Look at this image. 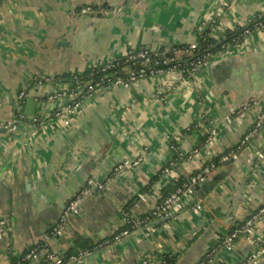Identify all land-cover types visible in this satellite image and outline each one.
Instances as JSON below:
<instances>
[{"label": "crops", "instance_id": "1", "mask_svg": "<svg viewBox=\"0 0 264 264\" xmlns=\"http://www.w3.org/2000/svg\"><path fill=\"white\" fill-rule=\"evenodd\" d=\"M88 5L94 12L81 11ZM262 13L264 0H0V221L6 227L0 264L40 243L59 256L71 251L63 264H165V256L195 264L235 222L256 213L264 204V123L256 126L264 111V31L212 55L188 80L168 71L98 89L68 123L54 116L58 106L48 96L72 88L57 82L60 76L198 43L210 24L224 38ZM21 90L27 98L18 117ZM30 97L32 118L25 113ZM252 98L256 103L242 109ZM247 135L237 158L222 162ZM126 160L138 164L114 171ZM171 161V172H163ZM211 163L215 168L196 192L198 213L189 205L175 208L164 223L114 240L130 200L137 197L130 213L148 214L180 177ZM90 179L98 186L55 233L53 225ZM255 240L259 246L264 240V215L252 235L218 250L211 264L241 263L258 247Z\"/></svg>", "mask_w": 264, "mask_h": 264}, {"label": "built area", "instance_id": "2", "mask_svg": "<svg viewBox=\"0 0 264 264\" xmlns=\"http://www.w3.org/2000/svg\"><path fill=\"white\" fill-rule=\"evenodd\" d=\"M94 8L92 6H85L82 8V12H94L93 10ZM100 12H104V9H100ZM264 31V21H258L255 26L254 29L252 31ZM250 30H246V33L249 34L250 32H252ZM198 43H192L190 45L191 50H194L197 47ZM137 56L144 58V56H146L145 52H141L138 55H131L129 56L128 60H133L134 58H136ZM209 58L205 59V61H198L197 63L192 65V69H191V74L195 75L199 68L204 66L205 64H207V60ZM112 64V63H111ZM111 64H107L104 65L102 67V71H105L106 69L110 68ZM169 71H173V69L169 70ZM166 72L164 69L161 68H153L151 70H149L147 72V70L145 68H141L138 72H131L130 76L127 79L124 78H120V77H116L113 81H109L108 84H102L103 83V79H101V81H98L97 83L94 82H87L82 84L81 81L78 79L77 74L73 75L72 78H74L78 85L76 86V88H67L64 90H60L57 91L55 93H52L48 96V100L52 103H55L57 107V110L54 112V116L55 117H64L65 121L68 123L69 119L71 118V116L76 112L77 108L79 107L80 103L83 101V99L89 95H92L93 93H95L98 89L101 88H108L111 85H126L128 86L130 83L147 77V76H152V75H157V74H161ZM92 75V73H91ZM179 79H189V77H182V71L178 73ZM59 82L60 84H66L64 83L62 80H60L59 78ZM27 98V93L25 90H21L20 93L18 94V101H17V110L19 113H21V108L22 105L24 104V102L26 101ZM60 100H64L65 102L63 103V105H57L58 101ZM256 100L254 98L250 99L248 102H245L243 104V106L241 107L242 109H247V107H249L252 103H256ZM264 123V111L259 115L257 122H256V126L260 127L262 126V124ZM249 138V135L245 136L244 139L242 140V144L245 143ZM238 156V152L235 151V149L231 150L229 153L224 154L221 156V160L222 162L224 161H228L230 159H235ZM136 164H138V161H131V160H126L120 164H118L115 167L116 172H119L121 170H123L126 167H131V166H135ZM175 165V161H171L169 165L165 166L163 168V172L165 173H169L171 172L172 167ZM215 168V163H211L207 166H205L203 169H201L199 172L193 174V175H189V178L186 182H184L181 186L177 187L175 191H173L170 195H168L166 198H164L163 200H159L156 202V204H154V206L152 207V209L150 211H152L157 217H159L160 219H166L169 218L175 208H183L186 205L188 207H190V209H192L195 212H199L202 208V204L200 201H197L196 197V192H197V186L200 185L201 182H203L207 176V174L213 169ZM89 185L85 187L84 189H82L78 195L71 201H69V203L67 204L66 208L64 209V213L63 215L60 217V220L55 223L53 229L54 232L57 234L62 233L63 231V224L66 221L67 217L70 216L72 213H77L78 209H79V205L82 201V199L88 195L89 193L93 192V189L95 186H98L97 183L93 180L90 179L89 180ZM99 187H103L102 185H99ZM93 188V189H92ZM264 215V204L262 205V207L259 208V210L252 214V216L247 219V221H245L243 223V226L240 228L235 229L233 232H231L228 237H226L225 239H223L220 244H218L216 247H214L213 249L209 250L206 253V256L208 257V260H203V261H199V264H211L212 260H213V256L214 254L218 251V250H229L233 247V244L235 243V241L239 238L240 235L242 234H250L252 235L253 233V228L255 225V222ZM138 226H141V223L137 222ZM147 229H152L154 226L152 225H147L146 224ZM5 222L4 221H0V236L4 235L6 233L5 230ZM130 231L128 229H121L115 236H114V240L120 241L123 237L129 235ZM259 241V240H258ZM263 242L261 243V245L259 246V243L255 240V242L257 243L258 247L256 249H254L253 251H251V253L243 259V263L244 264H264V240H262ZM217 247L219 249H217ZM84 254V253H83ZM82 254V255H83ZM43 256H47L53 264H63L64 260L61 256L51 252L48 248L43 247L41 249H33L31 250V252H29L28 254L25 255V257L23 258L24 260L29 261V264H36L39 263V261L42 259ZM76 259V257H70V260H74Z\"/></svg>", "mask_w": 264, "mask_h": 264}, {"label": "trees", "instance_id": "3", "mask_svg": "<svg viewBox=\"0 0 264 264\" xmlns=\"http://www.w3.org/2000/svg\"><path fill=\"white\" fill-rule=\"evenodd\" d=\"M258 21H264V13L258 15L254 20H252L247 25L238 26L235 30H229L227 34L224 36V38H220V39H217L215 37V33H214L215 24L213 25L210 24L198 35V45L194 50H191L189 44H184V46L183 45H172L170 47L163 46L162 48H160V50H156V51H151V50L141 51L146 53V56H144V58L137 56L133 60H128L129 56L131 55L136 56L141 52L139 53L137 52L136 54L132 53L129 54V56H127L128 58L123 57L114 61L111 64L110 68L106 69L105 71H102V67H100L96 69H91L84 73L77 74V76L82 84L87 83L89 81L97 83L98 81H101V79H103L102 84H108L109 81H113L116 77L127 79L132 71L138 72L141 68H145L147 72L153 68H161L164 69L166 72H168L171 69H173V71L177 73L182 71V77L190 78L193 64L197 63L198 61L200 62L205 61V59L210 58L212 55L218 53L219 51H223L229 45L240 43L247 35L246 30L252 31L254 29L255 24ZM205 65L200 67L198 71H200V69L205 67ZM72 76L73 75L60 76L56 78V81H59L60 78V80H62L64 83L70 82L72 84L71 87L76 88V86L78 85L77 83L78 80L76 81L74 78H72ZM22 112L23 111H21V113ZM19 114L20 113H17L18 117ZM245 143L242 144L241 141L240 144L234 146V148L232 149L238 151ZM232 149H229L224 154L229 153ZM177 159L178 158H176V160ZM212 161H217V159H212ZM188 178L189 176L180 177L175 182L172 190L181 186L184 182L188 180ZM168 194L169 193H164L160 201L166 198ZM136 199L137 197H134L132 200H130L127 206L123 209L124 215L126 216L125 224H123V229H128L129 231H131L134 228L139 227L137 225V222L141 223V226H146V224L154 226L156 224L164 223L170 218L169 217L164 220L160 219L152 211L144 215H139V216L133 215L132 213L129 212L130 211L129 208ZM242 226H243L242 222H235V224L230 228V233ZM49 231H52V228L49 229ZM83 243H79L80 249L85 250L89 248L87 247L88 246L87 244L85 246ZM43 247L47 248L46 244L40 243L39 245H35L33 248L26 250V252L22 254L20 257L13 258L11 264H29L28 263L29 261L23 259L25 255L31 252V250L33 249H41ZM217 249L219 248L217 247ZM82 250L79 252L75 251L74 253L77 254L75 255V257L82 256L83 254ZM71 253L72 252L70 251L61 256L63 259H66L71 255ZM164 258H165V264L174 263V257L165 256ZM203 260L206 261L208 260L206 254L199 261H203ZM39 264H53V263L47 256H43L42 259L39 261ZM195 264H199V262ZM239 264H244V263L241 262Z\"/></svg>", "mask_w": 264, "mask_h": 264}, {"label": "water", "instance_id": "4", "mask_svg": "<svg viewBox=\"0 0 264 264\" xmlns=\"http://www.w3.org/2000/svg\"><path fill=\"white\" fill-rule=\"evenodd\" d=\"M35 106H36V100H35V98L30 97V98L28 99L27 106H26V109H25V113H26L30 118H32L33 115H34V109H35ZM198 188H199V185L197 186V189H198ZM200 192L203 194L202 189L200 190Z\"/></svg>", "mask_w": 264, "mask_h": 264}]
</instances>
